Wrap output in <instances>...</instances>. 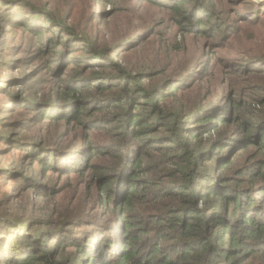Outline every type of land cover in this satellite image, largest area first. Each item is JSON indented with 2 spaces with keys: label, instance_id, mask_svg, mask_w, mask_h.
<instances>
[{
  "label": "trees",
  "instance_id": "1",
  "mask_svg": "<svg viewBox=\"0 0 264 264\" xmlns=\"http://www.w3.org/2000/svg\"><path fill=\"white\" fill-rule=\"evenodd\" d=\"M107 1L116 11L115 1ZM146 1L170 9L181 29L199 36L204 58L222 52L215 59L222 75L230 76L221 83L227 85L221 101L211 99V87L184 101L196 81L216 77L208 73L211 60L186 73L129 67L116 57L142 45L139 32L107 45L46 0H0V63L8 66L3 54L9 48L12 57L18 48L3 36L24 29L38 37L33 58L61 83L44 98L31 84L37 74L31 82L28 72L2 79L0 93L20 86L4 94L9 111L78 121L87 131L81 144L49 153L36 137L3 134L0 156L19 149L35 167L25 175L10 166L3 175L50 197L56 187L44 183L47 172H88L104 208L42 232L33 210L20 216L16 205L0 203V264H256L264 255V84L246 86L241 77L254 69L244 63L253 57L234 48L255 39L252 29L262 23L264 0ZM69 70L76 74L64 78ZM101 127L111 136L97 145L92 133Z\"/></svg>",
  "mask_w": 264,
  "mask_h": 264
},
{
  "label": "rangeland",
  "instance_id": "2",
  "mask_svg": "<svg viewBox=\"0 0 264 264\" xmlns=\"http://www.w3.org/2000/svg\"><path fill=\"white\" fill-rule=\"evenodd\" d=\"M31 1L38 3L41 0ZM46 1L47 6L56 9L55 11L59 12L63 18H71L70 24L76 23L83 28H90V34L96 35L99 40L107 45L118 44L122 38L132 34V31L139 32L138 34L143 38L142 45L138 49L126 52L123 57H116L121 64L126 63L129 67L134 68L139 66L138 63H140L146 65V67L151 65V68H157L161 72L171 70L170 72L173 73H186L185 69H191L198 64L202 65L205 60H211L208 73L215 72L216 77L209 76L204 81H196L192 86L193 88L184 94V101H194L195 96L198 94L205 95L209 87L213 90L211 99L216 96L217 100L221 101V94L227 89V85L221 83L224 78L230 76L227 73L222 75L221 69L223 67L216 61L222 52L217 51V55L204 58L203 40L195 33H190L188 29L187 31L181 29L170 9L153 6L151 2L146 0H114L117 7L116 11L107 0ZM252 2L255 1L252 0ZM42 5L44 4L42 3ZM139 16L143 18L141 23ZM261 22L260 26L252 29L255 32V39L249 43L244 42L243 45L234 44L235 49H242L246 52L244 58L253 57L254 59V57H258L264 59V16ZM154 28H156V31H154ZM16 32L17 34L12 31L3 36V40L12 41L11 46H18V48L16 47V52L13 53L12 57H10L9 48L3 54V59L9 60V63L5 67L0 63V82L6 77L19 78L18 75L22 72H28L26 78H30L29 82H31L37 74L38 81L31 84H34L39 96L49 98L61 83L58 78L51 79V73L41 68V64L39 65L41 60L33 58L32 52L36 51L38 44L37 35L24 29H16ZM27 47H30V49H27ZM116 50L117 48L113 49V55ZM228 52L230 53V51ZM27 57L30 59L29 63L24 61ZM253 59L244 63V65L254 69L253 75H246L241 79L247 87L257 88L261 87L259 84H264V60L256 63ZM227 69L230 71L233 68L227 67ZM75 74V70H69L64 78L72 77ZM157 79H159V76L153 77V80ZM18 88L20 86H16L14 89L9 87L7 91L4 90L0 93V148L4 146L2 142L3 134L10 131L42 140L45 143L44 147L47 153L51 150H62L77 146L85 140L84 137L87 131L82 128L78 121L71 123L44 121L34 115L33 111L27 109L11 113L9 111L11 105L8 100L10 97L4 94H10L8 93L10 89L16 91ZM248 92L254 96L261 94V92L253 94L250 90ZM93 116L102 118L105 114L95 113ZM22 123H25L26 127L20 130L19 126ZM11 126H14V128H11ZM102 128L96 129L92 133L97 145L104 140H108L107 138L111 136L110 131L106 133ZM5 146L7 145L5 144ZM10 146L6 148H10ZM1 153H3L2 150H0ZM29 158L31 157H28L26 153L19 149H14V151L0 156V168L4 167L2 171L0 170V203L2 206L11 205L12 207V205H16L20 216H27L33 210L36 216L41 218V223L36 228H39L42 232L51 229L49 226L53 223L62 220L71 222L73 216L77 217L84 214L89 216L93 211V207L94 209L96 206L98 207L99 202L90 185L91 178L88 172L83 175L77 171L62 175L54 171L47 172L49 178H42L44 183L48 187L51 185L56 187L54 188L55 195L50 197L41 195V193L39 195L37 191L29 189L23 180L20 181L24 183L23 185H17L14 181L4 177L5 168L10 166L20 167L23 171L22 174H32L35 167L33 169L29 166V163L32 162V159ZM61 160L58 159V161ZM35 165L37 166V164ZM24 207L25 209H22ZM98 209L104 210L102 206H99ZM73 231L79 233L83 229L76 230V228H73ZM254 261L256 264H264V255L257 256Z\"/></svg>",
  "mask_w": 264,
  "mask_h": 264
}]
</instances>
